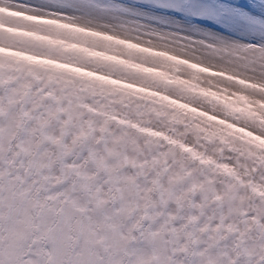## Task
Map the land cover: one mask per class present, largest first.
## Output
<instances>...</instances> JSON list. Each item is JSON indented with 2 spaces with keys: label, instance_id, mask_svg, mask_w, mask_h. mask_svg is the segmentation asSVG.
<instances>
[{
  "label": "clouds",
  "instance_id": "9594fccd",
  "mask_svg": "<svg viewBox=\"0 0 264 264\" xmlns=\"http://www.w3.org/2000/svg\"><path fill=\"white\" fill-rule=\"evenodd\" d=\"M70 15L0 28V264H264V60Z\"/></svg>",
  "mask_w": 264,
  "mask_h": 264
},
{
  "label": "rangeland",
  "instance_id": "374dc122",
  "mask_svg": "<svg viewBox=\"0 0 264 264\" xmlns=\"http://www.w3.org/2000/svg\"><path fill=\"white\" fill-rule=\"evenodd\" d=\"M80 10L69 8L65 15L80 12L92 20L125 24L132 31L156 38L190 41L236 54L251 45L264 48V0H188L193 11L211 7V17L192 11H173L142 3L141 0H76ZM149 9H153L149 13Z\"/></svg>",
  "mask_w": 264,
  "mask_h": 264
},
{
  "label": "snow or ice",
  "instance_id": "6c2138e0",
  "mask_svg": "<svg viewBox=\"0 0 264 264\" xmlns=\"http://www.w3.org/2000/svg\"><path fill=\"white\" fill-rule=\"evenodd\" d=\"M141 2L155 4L157 7L171 9L173 11H192L193 15L198 14L207 17L213 15V9L211 7H201L193 11L194 6H189L188 0H141ZM69 8L80 10L76 0H0V13L5 14L0 15V28L6 29L9 35L27 33L28 39L23 42L38 46L54 44L58 40H62V37L57 35L60 32H70L77 38L78 34L85 33L104 41L115 39L111 33L98 32L68 23L67 21L76 19L75 16H67L64 14ZM152 12L153 9H149V13ZM106 26L109 27L108 25ZM118 27L131 30L125 24H121ZM4 39L5 33L0 32V43ZM70 46L73 48L77 47L74 42ZM241 53L253 62L264 60V48L258 45H251L241 50ZM17 55L20 54L17 53ZM104 55L105 53L101 52L99 48L92 49L88 52L89 58L103 57ZM25 58L39 61V58ZM73 70L78 71L76 69Z\"/></svg>",
  "mask_w": 264,
  "mask_h": 264
}]
</instances>
